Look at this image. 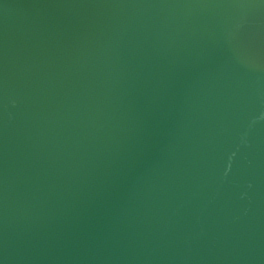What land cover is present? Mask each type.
Returning <instances> with one entry per match:
<instances>
[{
	"label": "water",
	"instance_id": "water-1",
	"mask_svg": "<svg viewBox=\"0 0 264 264\" xmlns=\"http://www.w3.org/2000/svg\"><path fill=\"white\" fill-rule=\"evenodd\" d=\"M0 264H264V0H0Z\"/></svg>",
	"mask_w": 264,
	"mask_h": 264
}]
</instances>
